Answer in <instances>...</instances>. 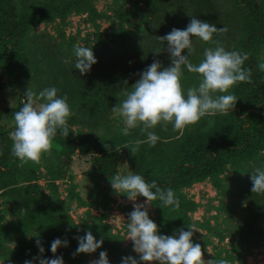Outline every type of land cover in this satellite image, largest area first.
Segmentation results:
<instances>
[{
  "label": "trees",
  "instance_id": "16d2710c",
  "mask_svg": "<svg viewBox=\"0 0 264 264\" xmlns=\"http://www.w3.org/2000/svg\"><path fill=\"white\" fill-rule=\"evenodd\" d=\"M93 2L94 0H66L62 6H46L39 5L38 0H0V37L13 41L12 56L7 61L8 68L19 64L13 54L18 52L21 55L22 40L40 20L51 16L66 18L74 10H85L89 22L98 28V21L108 17L98 11ZM112 4L119 13L118 20L125 24L133 22L130 24L133 30H124L122 24H119L120 28L106 34L102 43L97 39L96 44L100 47L91 48L97 63L87 74H81L75 69V56L68 57L57 45L42 39L33 43L38 59L33 68H36L40 76L48 78L47 84H43L41 88L56 87L60 96L67 94L70 107L78 110L77 116L68 120V137H63L58 132L53 142L77 155H91L92 165L102 178L116 174L121 161L119 154L101 150L94 142L77 139L71 127L86 126V123L92 122L89 127H99L100 119L112 113V107L125 98V88L131 91V87L140 78L139 74L148 66L155 60H159L163 67L171 65L167 42L163 43L157 37L167 35L173 28L186 29L193 18L214 23L217 27L227 26L216 0H113ZM234 4L244 13L242 29L245 35V39L236 44L234 49L251 53L245 67H250L253 71V83H239L230 90L238 99L235 109L229 110L227 114L207 116L197 124L186 127L176 140L178 146L174 151L160 141L176 137L173 125L169 123L166 130L159 125L157 134L160 139L154 147L149 146L147 137L141 134L140 128L135 130L132 142L141 140L144 143L135 155L130 149L124 152L131 172L144 176L146 181L155 180L163 189L187 186L194 180L205 177L216 178L224 169L227 159L232 158L235 163L240 157L256 159L263 149L264 76L257 65L260 63L258 57L264 44V0H234ZM19 6L21 10L18 9ZM228 33L229 31L223 37L214 36L213 39L222 40L226 48L231 50L233 44L228 40ZM193 39L214 47L210 42ZM157 49L160 50L159 54L154 52ZM183 54L188 55L187 50ZM191 60L196 64L194 55ZM187 74L185 69L184 76ZM3 78L0 69V92L4 88ZM12 144L8 132L0 133L1 173H9L19 162L12 155ZM259 157L256 168L262 165ZM160 158H168L173 163V169L158 178L152 174L151 166L153 160ZM240 172H246L248 178H242ZM251 176L250 170L240 166L235 178L237 185L234 195L237 198L232 203L235 208H241V212H238V220L229 230V237L236 248L256 247L260 234L257 220L261 215L264 216V198L262 194L251 191ZM7 193L16 198L15 208L20 216L18 222L7 228L8 234L30 235L36 230L41 233H62L66 229L69 209L64 201L50 196H32L21 190H10ZM178 198L179 209L164 207L168 210L165 223L169 232L178 228L186 229L190 225L183 210L190 208L191 204L179 196ZM155 203L162 206L159 200ZM4 229L0 224V231ZM88 231L97 240L103 239V246L110 247L108 252L113 264H122V258L129 256L121 249L117 236L106 235L100 226L91 227ZM77 247L78 244L68 243L67 247H60L54 254L49 246L44 248L42 255L43 258L62 256L78 264L86 253H80L74 258L72 254ZM34 253L41 255L39 250ZM15 255L21 259L30 258L27 251Z\"/></svg>",
  "mask_w": 264,
  "mask_h": 264
},
{
  "label": "rangeland",
  "instance_id": "374dc122",
  "mask_svg": "<svg viewBox=\"0 0 264 264\" xmlns=\"http://www.w3.org/2000/svg\"><path fill=\"white\" fill-rule=\"evenodd\" d=\"M39 5L62 6L66 0H38ZM113 0H94L95 8L105 13L108 19L98 21L99 27H94L88 18L85 10H74L66 18L51 16L40 20L31 29L30 33L20 45L21 55L15 52L13 56L19 62L14 68H8L7 61L12 56L13 41H7L0 37V69L3 74L4 88L0 92V133L14 130L13 114L22 107L24 93L30 86L34 91L43 90L41 86L47 84L48 78L42 77L33 68L37 55L34 44L40 39L44 42H51L52 45L64 52L68 57H74V46H88L99 48L97 39L106 38V34H111L119 29L122 24L124 30H133L130 24L121 23L118 20V11L112 4ZM223 14L229 33L228 40L233 44L231 50L236 48V44L245 39L242 29L243 12L234 4V0H216ZM21 10V6L18 7ZM181 24L180 22H178ZM43 25V26H42ZM42 26V27H41ZM34 43V44H33ZM96 44V45H95ZM196 52V64L203 59V52L209 45H203L194 40ZM259 61L264 62V44L260 50ZM263 76H264V72ZM199 74L188 72L182 79L185 89L199 84ZM73 115L77 116L78 110L71 108ZM259 112V111H258ZM262 113V112H259ZM235 114L238 115L237 112ZM70 117V118H71ZM69 118V119H70ZM95 122V121H94ZM100 126L89 127L74 125L71 130L77 139H84L87 142H94L99 149L110 153L119 154L121 161L116 172L128 174L130 169L127 165L124 152L128 150L132 142V133L135 129L129 130V135L122 134L124 127L122 118L114 117L111 113L108 117L100 119ZM96 126V125H95ZM159 131V125L154 129ZM176 137L160 139L170 150L177 149L176 140L183 132L175 131ZM100 136H99V135ZM159 136V134H157ZM111 145V151L104 147ZM117 145L121 148L116 150ZM261 157L264 164V146L255 158L240 157L235 163L232 158L225 161L224 169L216 178L205 177L194 180L190 185L174 188V192L186 203L191 204L190 208L184 209L189 227L195 228L193 243H199L204 251V258L212 259L224 256L233 264H264V216L257 220V229L260 230L256 247L236 248L232 245L229 230L238 220V212L241 208H235L233 200L238 169L240 166L254 172L256 161ZM259 157V158H260ZM92 156H80L72 153L68 148L54 143L50 154H44L39 163L29 161L21 164L20 160L15 168L9 173L0 172V224L4 230L0 231V264H25L26 259L17 258L15 254L27 251L29 260L37 257L34 252L39 250L36 239L42 241L43 247L51 246L54 239H67L70 244H78L74 237L83 236L91 227L100 226L106 235L117 236L119 245L129 256L139 254L133 250V242L128 238L127 220L129 213L134 210V203H145L146 198L139 196L136 201H130L126 195L117 194L112 188L110 177L102 178L92 165ZM173 163L167 159H157L152 161L151 172L158 177L168 174L173 169ZM5 172V170H4ZM242 178H248L246 172H240ZM10 190H21L25 194L32 196H50L54 199L62 200L69 209L68 225L62 233L45 231L41 233L35 231L25 235H13L7 233V228L19 221L20 216L15 208V201L7 192ZM264 198V194H262ZM150 218L157 223L159 234L177 235L178 228L169 232L165 218L168 210L155 203L148 207ZM235 211V212H234ZM185 231L191 230L190 228ZM109 246H102L95 253H86L81 263L91 264V261L99 258L101 251L108 253L110 264L113 261L109 257ZM55 258V257H52ZM65 264H75L67 258H63ZM33 264H39V260H33ZM158 264V262H156Z\"/></svg>",
  "mask_w": 264,
  "mask_h": 264
},
{
  "label": "clouds",
  "instance_id": "9594fccd",
  "mask_svg": "<svg viewBox=\"0 0 264 264\" xmlns=\"http://www.w3.org/2000/svg\"><path fill=\"white\" fill-rule=\"evenodd\" d=\"M228 31L226 25L217 27L214 23L193 18L186 29L173 28L167 35L157 37L161 42H167L171 65L163 67L159 60H155L139 74L140 78L131 91L125 88V98L111 109L114 117L122 118V134L127 136L130 129L140 128L149 146L154 147L160 139L153 131L158 125L166 130L171 123L174 131L183 132L202 118L227 114L235 109L238 99L230 90L239 83H253V71L245 67L251 53L228 50L222 40L213 39L214 36H225ZM193 38L214 45L204 49L199 64L191 60L196 52ZM185 50L188 55L183 54ZM154 52L159 54L160 50ZM74 56L75 69L81 74H87L97 63L88 46L75 45ZM257 68L264 72V62L258 63ZM185 69L200 76L198 86L189 87L186 92L182 85ZM58 93L56 87L36 92L29 86L24 93L22 107L13 114L15 127L9 132L13 142L11 152L21 164L29 161L39 163L44 154H50L58 132L68 137V120L73 112L67 94L60 96ZM142 143L144 141L136 140L127 148L135 155ZM104 147L112 150L109 144ZM120 149L117 145L116 150ZM251 180V191L264 194V164L255 168ZM110 182L117 194L126 195L130 201H136L139 196L146 198L145 203L133 204L134 210L129 213L126 225L127 239L133 242V250L139 254V259L125 256L122 264H233L224 256L205 260L201 245L193 243V235L197 231L194 226L189 227V231L179 229L177 235L159 234L158 225L150 218L148 207L159 200L163 207L179 209L180 200L172 188L163 189L155 180L146 181L144 176L133 172L117 173L110 177ZM74 238L78 240V247L72 254L74 258L80 253H95L104 243L103 239L97 240L91 231ZM68 243L67 239H54L51 252L57 253ZM36 245L41 255L33 260H39V264H65L62 256L43 258L45 249L38 236ZM33 260H26L25 264H33ZM91 264H110L108 253L101 251L99 258Z\"/></svg>",
  "mask_w": 264,
  "mask_h": 264
}]
</instances>
